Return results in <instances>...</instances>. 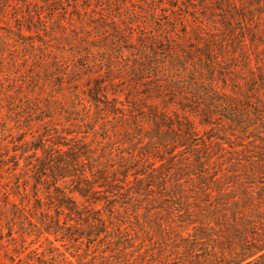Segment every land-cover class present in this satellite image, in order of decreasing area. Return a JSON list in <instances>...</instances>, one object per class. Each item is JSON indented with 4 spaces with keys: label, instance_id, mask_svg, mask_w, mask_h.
Returning a JSON list of instances; mask_svg holds the SVG:
<instances>
[{
    "label": "rangeland",
    "instance_id": "374dc122",
    "mask_svg": "<svg viewBox=\"0 0 264 264\" xmlns=\"http://www.w3.org/2000/svg\"><path fill=\"white\" fill-rule=\"evenodd\" d=\"M262 1L0 0V264H62L61 254L86 264L96 254L86 239L49 235V243L37 236L46 205L41 200L33 208L29 146L75 131L98 148L111 145L116 155L134 153L153 126L142 113L156 103L171 119L191 121L199 136L216 133L199 123L202 90L209 98L231 93L247 77L243 58L255 62L248 26L242 31L244 23L229 10L235 6L240 13L242 5ZM206 42L216 49L210 61L198 55ZM175 76L187 83L172 88ZM155 85L162 90L152 94ZM134 119L147 131L135 129ZM37 190L41 198L52 192L41 185Z\"/></svg>",
    "mask_w": 264,
    "mask_h": 264
},
{
    "label": "trees",
    "instance_id": "16d2710c",
    "mask_svg": "<svg viewBox=\"0 0 264 264\" xmlns=\"http://www.w3.org/2000/svg\"><path fill=\"white\" fill-rule=\"evenodd\" d=\"M236 9L229 12L242 20V31L248 26L255 62L243 58L247 77L231 93L209 98L202 90L206 103L198 107L199 123L216 133L199 136L191 121L171 119L156 103L142 113L153 123L150 134L134 119L135 129L147 134L134 153L116 155L111 145L98 148L75 131L29 146L32 153L24 160L31 165L27 159L34 157L33 208L46 205L38 237L49 243V235L86 239L87 247L96 246L86 264H264V0ZM242 46L248 51L244 41ZM214 50L202 43L198 55L210 61ZM182 78L175 76L172 88L179 89ZM122 131L129 134V128ZM226 154L232 157L223 159ZM38 185L52 192L41 198ZM61 256L62 264H74Z\"/></svg>",
    "mask_w": 264,
    "mask_h": 264
}]
</instances>
